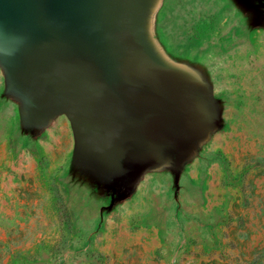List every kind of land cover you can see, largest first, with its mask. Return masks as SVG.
<instances>
[{"label":"water","instance_id":"obj_1","mask_svg":"<svg viewBox=\"0 0 264 264\" xmlns=\"http://www.w3.org/2000/svg\"><path fill=\"white\" fill-rule=\"evenodd\" d=\"M185 1L0 0V108L33 155L66 118L60 187L89 229L85 248L148 187L182 213L227 129L221 54L172 34ZM203 1L226 25L224 51L264 40V0Z\"/></svg>","mask_w":264,"mask_h":264},{"label":"rangeland","instance_id":"obj_2","mask_svg":"<svg viewBox=\"0 0 264 264\" xmlns=\"http://www.w3.org/2000/svg\"><path fill=\"white\" fill-rule=\"evenodd\" d=\"M170 23L178 44L221 54L230 95L227 129L193 173L199 193L175 213L148 187L85 248L89 229L60 187L66 118L33 155L0 108V264H264V40L224 51L226 25L203 0L182 3Z\"/></svg>","mask_w":264,"mask_h":264},{"label":"flooded vegetation","instance_id":"obj_3","mask_svg":"<svg viewBox=\"0 0 264 264\" xmlns=\"http://www.w3.org/2000/svg\"><path fill=\"white\" fill-rule=\"evenodd\" d=\"M189 49L192 51L193 48H189ZM189 49H188V50H189ZM188 50H187V51H188ZM209 50H210V49H205V50H203L202 48H201V49H200V48H199V49L196 48L194 51H192V53L195 54V55H197V54H199V53H205V52H207V51H209ZM210 51H211V50H210ZM180 52L183 53V52H186V51H180ZM170 193H171V192H170Z\"/></svg>","mask_w":264,"mask_h":264}]
</instances>
